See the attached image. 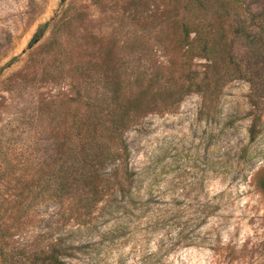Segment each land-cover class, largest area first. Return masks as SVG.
Segmentation results:
<instances>
[{
	"label": "rangeland",
	"instance_id": "374dc122",
	"mask_svg": "<svg viewBox=\"0 0 264 264\" xmlns=\"http://www.w3.org/2000/svg\"><path fill=\"white\" fill-rule=\"evenodd\" d=\"M246 1L264 14V0ZM190 8L187 0H0V233L17 264L47 245L42 236L73 246L64 264H264L261 38L230 35L253 77L227 83L216 101L194 92L142 113L124 131L135 174L127 208L100 204L83 226L75 202L53 195L87 106L111 78L123 85L122 103L183 81L184 51L172 55L173 39L159 33L191 23ZM207 63L194 57L191 66L202 73Z\"/></svg>",
	"mask_w": 264,
	"mask_h": 264
},
{
	"label": "trees",
	"instance_id": "16d2710c",
	"mask_svg": "<svg viewBox=\"0 0 264 264\" xmlns=\"http://www.w3.org/2000/svg\"><path fill=\"white\" fill-rule=\"evenodd\" d=\"M61 1L65 3L67 0ZM187 1L191 6L189 14L192 22L167 29L162 26L159 33L161 38L168 37L166 43L173 39L172 46H164L172 55L177 50L184 51L187 67L182 74L183 81L178 84L171 82L162 91H155L153 86L142 88L132 99L122 103L123 85L118 76L111 78L106 83V93L101 96V101L89 102L85 119L76 134L77 140L70 146L62 168L53 176V195L60 201L75 202L83 226L91 225L90 218L100 204L112 200L118 203L117 208L120 205L127 208L135 174L129 166L130 151L124 131L142 113L155 111L162 106H173L194 92L216 101L227 83L253 77L254 70L249 66L247 69L245 58L232 46L230 35L264 40V14L253 11L246 0ZM198 20L202 22H196ZM212 20L214 24L210 23ZM50 25L46 23L38 28L30 47L41 41ZM253 51L254 56H258L263 48ZM194 57L207 60L204 72L193 70L191 62ZM258 119L255 118L250 130L252 140L256 135ZM258 187L264 192V178ZM115 213L116 209L109 212ZM45 240L49 241L47 245L37 247L27 256L29 264H64L66 259L72 257L73 246L67 245L62 238L54 241L48 236L40 237L41 243ZM0 256L2 264H17L15 256L4 244L2 233Z\"/></svg>",
	"mask_w": 264,
	"mask_h": 264
}]
</instances>
